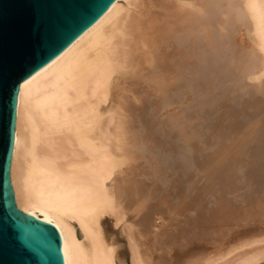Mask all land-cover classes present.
<instances>
[{
    "label": "bare ground",
    "instance_id": "bare-ground-1",
    "mask_svg": "<svg viewBox=\"0 0 264 264\" xmlns=\"http://www.w3.org/2000/svg\"><path fill=\"white\" fill-rule=\"evenodd\" d=\"M15 136L65 264H264V0H115L21 83Z\"/></svg>",
    "mask_w": 264,
    "mask_h": 264
},
{
    "label": "water",
    "instance_id": "water-1",
    "mask_svg": "<svg viewBox=\"0 0 264 264\" xmlns=\"http://www.w3.org/2000/svg\"><path fill=\"white\" fill-rule=\"evenodd\" d=\"M114 1L0 0V264H65L54 220L17 204L11 164L19 90Z\"/></svg>",
    "mask_w": 264,
    "mask_h": 264
},
{
    "label": "rangeland",
    "instance_id": "rangeland-1",
    "mask_svg": "<svg viewBox=\"0 0 264 264\" xmlns=\"http://www.w3.org/2000/svg\"><path fill=\"white\" fill-rule=\"evenodd\" d=\"M241 191L243 192V191H246V190H244V188H243V190H241ZM242 192H240V193H242ZM240 193L238 194V195H239L238 198L240 197ZM250 193L252 194V192H249V194H248V192H247V195L244 193V194L246 195V197H247V198H246L247 200L249 199L248 196H249V197L251 196ZM244 194H241V199H242V200H241V199L238 200L237 197H236V198H237V199H236L235 196L232 197L233 195L231 196L232 199L235 198V199H233V201L236 200V201H237L236 203L239 202L238 205L236 204V206H237L238 209H239V207H240L241 202H243L244 199H245V198H244V199L242 198V197L245 196ZM263 195H264V194H262V197H264ZM252 198H253V199H252ZM246 199H245V201H246L247 204H249V201H253V203L251 202V205L253 204L252 206H254V205L257 206V204H255V203H257V202L254 203V199H256L254 196H253V197H250V200H248V202H247ZM251 199H252V200H251ZM240 200H241V202H240ZM255 201H256V200H255ZM244 203H245V202H243V203L241 204V207H240V208L242 209L241 211L247 210V208H250V207H251L250 204H249V205H246V204H244ZM242 205H243V208H242ZM244 205H246V206H244ZM247 206H249V207H247ZM246 207H247V208H246ZM244 208H245V209H244ZM252 208H254V207H252ZM236 221H237V223H236V227H237V228H238V227L242 228L244 224H250V223L252 224V222H253V220L251 219V217H249V218L246 217V219H245V217H244V220H243V219H239V220H238V219H233V220L231 219L230 223H233V222H236ZM234 224H235V223H234ZM234 224H233V225H234Z\"/></svg>",
    "mask_w": 264,
    "mask_h": 264
}]
</instances>
